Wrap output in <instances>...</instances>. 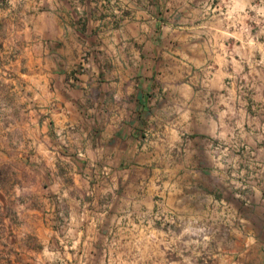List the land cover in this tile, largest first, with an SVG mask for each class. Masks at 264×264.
<instances>
[{"label": "rangeland", "instance_id": "374dc122", "mask_svg": "<svg viewBox=\"0 0 264 264\" xmlns=\"http://www.w3.org/2000/svg\"><path fill=\"white\" fill-rule=\"evenodd\" d=\"M152 4L0 0V264H264V62Z\"/></svg>", "mask_w": 264, "mask_h": 264}, {"label": "crops", "instance_id": "0c3cea01", "mask_svg": "<svg viewBox=\"0 0 264 264\" xmlns=\"http://www.w3.org/2000/svg\"><path fill=\"white\" fill-rule=\"evenodd\" d=\"M154 1L157 4H152L151 8L169 12L172 17L185 18L189 14L196 17L201 27L200 34L197 36L200 40L209 41V53L202 48L199 51L200 58H205L207 61L208 56L215 61L219 58L226 61V52L217 53L216 46L212 45L220 41L221 51L228 50V76L239 72L242 77H248L255 71V68H249L250 65L264 62V55L250 53V47H252L250 44L257 39L256 35L251 34L253 24L250 23V17L254 19L264 11V0H175L174 2L171 0V4L165 7L163 0H159L160 3L158 0ZM185 10L188 11L185 12ZM50 15L54 20L57 19L55 12H50ZM167 28V31L170 29L176 31L183 26L167 22ZM178 40L177 36L172 37V42H178ZM201 47L200 44L199 48Z\"/></svg>", "mask_w": 264, "mask_h": 264}]
</instances>
